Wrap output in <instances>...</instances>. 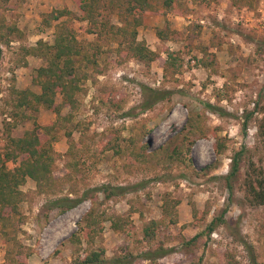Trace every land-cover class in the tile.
Here are the masks:
<instances>
[{"label": "rangeland", "instance_id": "374dc122", "mask_svg": "<svg viewBox=\"0 0 264 264\" xmlns=\"http://www.w3.org/2000/svg\"><path fill=\"white\" fill-rule=\"evenodd\" d=\"M180 2L182 15L176 11L142 15L137 38L159 55L149 67L133 58L123 60L115 50L117 42L110 38L98 39L87 33L74 0H10V8L2 9L0 13L21 29L22 41L30 46L38 39L52 43L55 25L63 21L81 44L97 41L100 47L98 66L88 64L89 76L80 82L79 108L65 122L72 130L71 137L61 128L52 132L56 137L52 141L56 191L35 194V184L29 178L21 185L28 197L19 204L23 219L9 242L0 235V264H71L75 257L98 247L104 249L107 259L134 256L131 264H264V205L250 202L246 185L248 180L264 178V0H250L247 6L236 8L230 0L217 6L210 3L218 0ZM63 9L71 14H63L47 26L45 15ZM106 18L111 24H120L115 11L107 12ZM166 20L177 35L163 41L156 37L155 29L163 27ZM195 24L201 26L200 34L188 41L185 35ZM17 44L14 41L13 45ZM209 44L216 57L215 71L196 63V57H201L196 46ZM0 49L4 95L13 63L10 54ZM88 50L89 54L95 51ZM166 51L182 61L174 74L172 68L169 74L163 70ZM44 64L32 59L31 66L21 70L22 85ZM151 90L169 93V97L142 110L143 101L153 95ZM56 101H60L59 95ZM201 101L218 105L224 114L203 110ZM2 109L0 103V151L6 142L2 121L7 117ZM188 111L204 112L207 134L191 137L184 162L175 159L173 150L181 143L180 131ZM27 112L31 118L19 122L13 136L31 129L34 122L55 120V114L42 107ZM68 112V107L61 110L63 115ZM216 137L223 143L220 154L214 149ZM70 142L71 151H79L75 168L66 167ZM146 143V153L157 152L160 160L148 157L143 163H131L129 157ZM238 151L240 168L229 194L223 176ZM16 164L7 162V167ZM98 187L112 193L106 197L105 190L94 191ZM63 196L83 198L66 211L49 208L51 199ZM166 199L176 201L173 209L170 205L166 210ZM94 201L102 217L98 232L90 239L81 237L78 244L71 243L70 236ZM226 203L225 221L207 234V224L220 215ZM114 222L120 227L115 228ZM151 222L155 223L154 235L147 242L143 228ZM158 247L172 251L154 261L138 257Z\"/></svg>", "mask_w": 264, "mask_h": 264}, {"label": "trees", "instance_id": "16d2710c", "mask_svg": "<svg viewBox=\"0 0 264 264\" xmlns=\"http://www.w3.org/2000/svg\"><path fill=\"white\" fill-rule=\"evenodd\" d=\"M10 0H0V12L2 9H9ZM78 5L80 13L79 20L86 21L85 31L87 33L96 34L98 39L102 37L110 38L117 42L115 49L117 54L124 59L133 58L142 62L149 67L151 62L159 58L158 53L151 50L143 39L137 38V28L142 25V15L145 12H160L165 14L167 11H176L183 14L180 10V0H74ZM191 3H206L209 0H188ZM233 6H247L250 0H230ZM115 11L120 24H111L106 18V13ZM0 13V45L7 49L8 54L12 58L13 67L10 68L11 78L7 88L6 97L3 99L2 114L9 119L2 121L3 131L6 142L0 151V235H3L5 241H10V234L16 233V228L23 219L19 204L27 201V192L20 187L27 178L31 179L35 184L34 193L38 195L53 194L56 191L55 177L53 175V167L56 160L52 141L56 140L55 134L52 132L56 128H61L64 135L71 137V128H67L65 122L73 118V114L79 108V94L83 91L80 82L88 78L86 70L88 64L92 67L98 66L97 52H99L98 42H90L86 45L81 44L73 31V29L63 21L56 23L54 29V39L52 43L38 39L35 45L30 46L22 41L23 32L14 23H8L5 16ZM70 15L71 11L67 9L54 10L44 17V21L49 26L52 20H57L62 15ZM201 26L193 25L185 35L186 40L190 41L192 37L200 34ZM155 35L158 39L166 41L177 35V31L172 28L169 21H165L163 27L155 29ZM18 41L17 45L11 42ZM212 45H198L201 57H196V63L205 69L215 71L216 57L209 51ZM94 48L95 51L89 54L88 48ZM191 48V47H190ZM167 52L166 59H163V70L170 73L172 68L173 74L182 66V61H178L179 56ZM1 53V49H0ZM37 56L45 61L44 65L39 66L35 73L32 74V82L40 87V92L36 93L31 89H18L14 84L13 71L20 66H27V57ZM98 71V70H97ZM96 71V72H97ZM1 91V88H0ZM153 95L150 99H145L142 103V110L150 109L156 102L168 99L169 93H160L158 90H151ZM57 95L60 101H56ZM203 110H208L216 114H224L223 109L216 104L210 102H202ZM38 106H42L46 110L55 114V120L46 124L33 123V127L25 130L20 136H13L12 131L19 122L28 120L27 111H36ZM63 107H68L69 112L61 114ZM204 112L188 111L185 125L181 129V143L178 149L173 150L178 160L186 161L188 159V151L193 141L192 136H206L207 131L203 126L205 117ZM149 132V130H146ZM146 132H141L146 134ZM264 138V137H263ZM132 140V139H130ZM134 142V141H132ZM215 152L220 154L223 151V143L216 137ZM264 142V139H263ZM71 143L65 154L69 161L66 167L75 168L76 153L79 151H71ZM147 143L141 144L136 151L129 157L131 163H143L148 157L153 160H160L157 152L146 153ZM183 154V156H181ZM185 156V157H184ZM187 157V158H186ZM151 161V160H150ZM240 151L235 152L231 158L229 171L223 176L226 188L232 194L234 181L236 180L240 168ZM7 162H17V164L9 169ZM209 166V165H208ZM206 166L207 170L209 167ZM214 167V166H213ZM202 169V170H205ZM248 180L247 192L250 196V202L255 205H264V178ZM120 188V187H119ZM106 191V197L111 194V190L105 187H98L94 191ZM114 190V189H112ZM119 190H123L120 188ZM81 197H56L49 201V208H57L60 211H66L75 207L82 201ZM166 210L171 205L172 209L176 205L174 200H165ZM229 203L223 207L220 215L214 216L206 226V233L210 234L214 228L225 221V213ZM167 212V211H166ZM165 212V213H166ZM173 211H171L172 213ZM196 208L193 206L192 215L196 216ZM168 213H166L167 215ZM102 217L97 212V202H93V206L85 214L82 223L78 225V230L74 232L69 240L73 244H78L81 237L90 239L98 232L99 223ZM154 222L143 228L144 240L149 242L154 235ZM115 228H119L120 224L113 223ZM194 236L191 240H195ZM172 248L158 247L154 250H148L140 253L138 257L144 260L154 261L168 252ZM131 256V255H130ZM134 256L130 259L123 257H115L107 259L103 248L90 249L83 257H75L71 264H131ZM253 262L255 260L253 259ZM256 264V263H255Z\"/></svg>", "mask_w": 264, "mask_h": 264}, {"label": "crops", "instance_id": "0c3cea01", "mask_svg": "<svg viewBox=\"0 0 264 264\" xmlns=\"http://www.w3.org/2000/svg\"><path fill=\"white\" fill-rule=\"evenodd\" d=\"M219 1V3H216V2H211L210 4H213V6H217V5H219L220 4V1H222V0H218ZM230 5L232 6V7H235L236 8V6H233L232 4H231V1H230ZM13 43L14 42H11V44L13 45ZM0 47L1 48H4L6 51H7V49L4 47V46H2V45H0ZM27 66H20V67H17V68H15L14 69V71H13V75H14V84H15V87L16 88H18V89H26V88H28V89H31L32 91H34V92H36V93H39L40 92V87L38 86V85H36V84H34L33 82H32V74L30 75V77H28V79H29V81H28V83H27V81H26V84H24V85H22L23 83H22V80H23V78H22V71L21 70H24V69H27L29 66H31L30 65V62H31V60L32 59H38V60H42L41 58H39V57H37V56H28L27 58ZM39 66H41V65H39ZM38 66V67H39ZM19 70V73H18V70ZM37 69V68H36ZM9 72H10V70H9ZM10 74H11V72H10ZM20 83H21V87H20ZM32 84L33 85H36V88H34V86L32 87ZM6 94H7V92L5 91V94L3 95V92H2V89H1V91H0V103L2 104V106H3V99H4V97H6ZM40 107H42V106H38V109L40 108ZM43 108V107H42ZM37 109V110H38ZM45 109V108H44ZM7 119H9V118H7Z\"/></svg>", "mask_w": 264, "mask_h": 264}]
</instances>
